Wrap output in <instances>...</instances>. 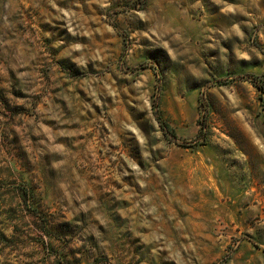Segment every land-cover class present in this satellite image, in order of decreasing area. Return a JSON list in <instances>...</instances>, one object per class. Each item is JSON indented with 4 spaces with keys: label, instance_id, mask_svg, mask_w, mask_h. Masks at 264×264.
Returning a JSON list of instances; mask_svg holds the SVG:
<instances>
[{
    "label": "rangeland",
    "instance_id": "rangeland-1",
    "mask_svg": "<svg viewBox=\"0 0 264 264\" xmlns=\"http://www.w3.org/2000/svg\"><path fill=\"white\" fill-rule=\"evenodd\" d=\"M264 0H0V264H264Z\"/></svg>",
    "mask_w": 264,
    "mask_h": 264
},
{
    "label": "trees",
    "instance_id": "trees-1",
    "mask_svg": "<svg viewBox=\"0 0 264 264\" xmlns=\"http://www.w3.org/2000/svg\"><path fill=\"white\" fill-rule=\"evenodd\" d=\"M257 79V82L254 84L256 87L264 94V78L255 77Z\"/></svg>",
    "mask_w": 264,
    "mask_h": 264
}]
</instances>
